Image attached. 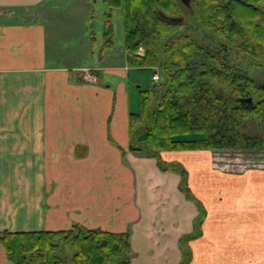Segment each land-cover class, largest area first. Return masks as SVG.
<instances>
[{"label":"crops","instance_id":"1","mask_svg":"<svg viewBox=\"0 0 264 264\" xmlns=\"http://www.w3.org/2000/svg\"><path fill=\"white\" fill-rule=\"evenodd\" d=\"M56 8L57 0H0V231H129L131 264H181V239L201 208L180 173L129 149L135 68L127 57L103 66L115 47L101 43L91 64L57 65ZM213 155L162 153L186 166L204 211L190 264H264V168H217ZM0 264H14L2 243Z\"/></svg>","mask_w":264,"mask_h":264},{"label":"trees","instance_id":"2","mask_svg":"<svg viewBox=\"0 0 264 264\" xmlns=\"http://www.w3.org/2000/svg\"><path fill=\"white\" fill-rule=\"evenodd\" d=\"M104 1L110 10H123L127 64L159 74L149 88L139 89V110L129 113V149L156 158L163 171L180 173L181 190L199 204L195 230L181 239V264H189L188 244L200 234L204 211L182 163L162 153L264 151V0H191L189 6L181 0ZM104 39L105 48L114 46L110 11ZM249 97L252 103L239 101ZM0 243L14 264H131L129 231L80 224L5 230ZM66 248L75 250L71 258L60 255Z\"/></svg>","mask_w":264,"mask_h":264},{"label":"rangeland","instance_id":"3","mask_svg":"<svg viewBox=\"0 0 264 264\" xmlns=\"http://www.w3.org/2000/svg\"><path fill=\"white\" fill-rule=\"evenodd\" d=\"M91 8L92 11L89 9ZM57 20L54 31V38L56 37V64L57 65H83L91 64L93 60V53L98 59L99 51L105 42L103 38L105 26V13L112 12L113 27H114V46L113 52H107L106 59L101 64L103 66H124L126 64V53L124 50V23H123V10L121 8L110 7L104 0H57ZM86 19L87 28L82 26V19ZM89 34L88 38L85 35ZM94 38L96 44L93 45ZM78 42L74 47V56L72 59L66 58L67 54L71 52L72 44ZM93 46V47H92ZM93 52L87 56L88 48ZM144 48H140L139 53H144ZM71 58V57H70ZM98 61V60H97ZM89 62V63H88ZM249 65L247 68L249 69ZM156 69H132L129 70L131 76V87L133 91L132 111L139 110V89L149 88L153 83V74ZM75 73H79L78 69H74ZM254 72V71H253ZM252 72V73H253ZM259 75L260 72L257 71ZM217 168L221 169H241L258 167L264 168V151L259 152H246L240 150H216L213 151ZM182 163V162H181ZM183 165V163H182ZM184 166V165H183ZM188 173V169L184 166ZM189 245V244H188ZM192 252L191 246L187 249ZM75 253L72 248L63 249L60 252L61 256L71 258ZM192 260V254H191ZM190 260V263H191ZM189 263V264H190Z\"/></svg>","mask_w":264,"mask_h":264},{"label":"built area","instance_id":"4","mask_svg":"<svg viewBox=\"0 0 264 264\" xmlns=\"http://www.w3.org/2000/svg\"><path fill=\"white\" fill-rule=\"evenodd\" d=\"M84 79L87 80V81H90V82L97 81V78L94 75H92L91 73H88V72L84 75ZM153 80L154 81H158L159 80V74L158 73H154L153 74Z\"/></svg>","mask_w":264,"mask_h":264},{"label":"water","instance_id":"5","mask_svg":"<svg viewBox=\"0 0 264 264\" xmlns=\"http://www.w3.org/2000/svg\"><path fill=\"white\" fill-rule=\"evenodd\" d=\"M186 6H189L191 3V0H181ZM240 102H246V103H252L253 99L252 97L249 98H240L239 99Z\"/></svg>","mask_w":264,"mask_h":264}]
</instances>
